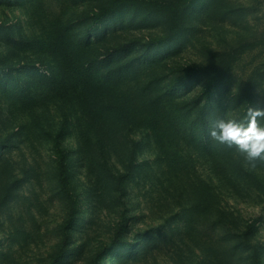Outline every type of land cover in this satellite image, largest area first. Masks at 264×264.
Returning a JSON list of instances; mask_svg holds the SVG:
<instances>
[{"label": "rangeland", "instance_id": "374dc122", "mask_svg": "<svg viewBox=\"0 0 264 264\" xmlns=\"http://www.w3.org/2000/svg\"><path fill=\"white\" fill-rule=\"evenodd\" d=\"M109 1L0 0V264H264V160L210 135L264 108V0Z\"/></svg>", "mask_w": 264, "mask_h": 264}, {"label": "clouds", "instance_id": "9594fccd", "mask_svg": "<svg viewBox=\"0 0 264 264\" xmlns=\"http://www.w3.org/2000/svg\"><path fill=\"white\" fill-rule=\"evenodd\" d=\"M264 108L249 107L246 119L219 118L213 121L211 137L222 144L235 145L253 167L264 160Z\"/></svg>", "mask_w": 264, "mask_h": 264}, {"label": "trees", "instance_id": "16d2710c", "mask_svg": "<svg viewBox=\"0 0 264 264\" xmlns=\"http://www.w3.org/2000/svg\"><path fill=\"white\" fill-rule=\"evenodd\" d=\"M190 0H110L108 5L95 13L96 18H101L109 13L115 12L120 7L125 5H131L140 7L152 12H160L164 14L172 26H177L182 20V12ZM253 43H246L239 48L232 50L223 57H221L216 63H212L199 68H190L187 71V75H193L196 73H223L231 66L235 61L238 54L244 51L245 46L250 48ZM217 77V76H215Z\"/></svg>", "mask_w": 264, "mask_h": 264}]
</instances>
